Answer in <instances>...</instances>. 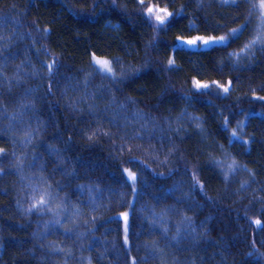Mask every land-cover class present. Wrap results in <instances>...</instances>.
I'll return each instance as SVG.
<instances>
[{
  "label": "trees",
  "instance_id": "1",
  "mask_svg": "<svg viewBox=\"0 0 264 264\" xmlns=\"http://www.w3.org/2000/svg\"><path fill=\"white\" fill-rule=\"evenodd\" d=\"M262 3L0 0V264H264Z\"/></svg>",
  "mask_w": 264,
  "mask_h": 264
},
{
  "label": "rangeland",
  "instance_id": "2",
  "mask_svg": "<svg viewBox=\"0 0 264 264\" xmlns=\"http://www.w3.org/2000/svg\"><path fill=\"white\" fill-rule=\"evenodd\" d=\"M228 1H233V0H228ZM259 12H260L261 16L264 18V7L259 6ZM152 13L155 14L156 16H159V17L165 15L162 11H158V10H155L154 12L152 11ZM163 20H166V19H163ZM225 38L226 39L223 42H220L218 38H209V39H204L203 38V39H200L199 40L200 42L197 41V42H195L193 44L188 43V42H186V40L183 39L180 42V45L181 46L188 45V46H190V48H193V49L206 50V49H208V48H210L212 46H215V45L226 44L228 42V39L229 38H227V37H225ZM205 41H208V43H205ZM97 60H101V59H97ZM101 61H103V60H101ZM96 64L98 65V67L100 68V70L102 72H105V73L112 72V68H111V65L109 63H108V66L111 68V71L110 72L103 70V68L101 67V65L98 64L97 62H96ZM126 174H127V176L129 178H131L133 180L135 179L131 172L127 171ZM133 184L136 185V182L133 183ZM126 215H129V214L128 213L127 214H124V216H126ZM124 220L127 221V218H125ZM125 238H126V244H127L128 248H129V229H128V223L125 224Z\"/></svg>",
  "mask_w": 264,
  "mask_h": 264
},
{
  "label": "snow or ice",
  "instance_id": "3",
  "mask_svg": "<svg viewBox=\"0 0 264 264\" xmlns=\"http://www.w3.org/2000/svg\"><path fill=\"white\" fill-rule=\"evenodd\" d=\"M260 6H261V7H264V3H262ZM148 11L151 13V12H152V9L149 8ZM156 19L160 20L161 23L164 22L162 17L157 16ZM235 31H236V30H233V32H235ZM225 39H226L225 37H220V38H219V41H220V42H223ZM257 39L259 40L260 37H258ZM205 43H208V41H205ZM254 43H255V41H254ZM96 62H97L98 64L101 65V67L103 68V70L108 71V72L111 71V68L108 66V62H107V61L97 60ZM205 87H206V86H205ZM234 135H235V133H234ZM258 223H259V222H258Z\"/></svg>",
  "mask_w": 264,
  "mask_h": 264
}]
</instances>
